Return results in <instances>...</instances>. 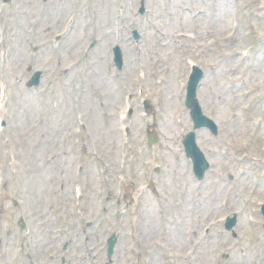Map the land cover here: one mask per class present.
I'll return each mask as SVG.
<instances>
[{
    "label": "rangeland",
    "instance_id": "rangeland-1",
    "mask_svg": "<svg viewBox=\"0 0 264 264\" xmlns=\"http://www.w3.org/2000/svg\"><path fill=\"white\" fill-rule=\"evenodd\" d=\"M142 1L0 0V264H107L113 233L111 264H189L191 249L196 264H264V0H145L140 15ZM189 61L219 127L198 132L200 182L181 142ZM235 213L236 237L223 224Z\"/></svg>",
    "mask_w": 264,
    "mask_h": 264
},
{
    "label": "water",
    "instance_id": "water-1",
    "mask_svg": "<svg viewBox=\"0 0 264 264\" xmlns=\"http://www.w3.org/2000/svg\"><path fill=\"white\" fill-rule=\"evenodd\" d=\"M34 83H37V77H36ZM195 116L197 118L198 125H202L203 123H208L197 112H195ZM189 142H190V140H189ZM192 155L195 156L198 159V162L197 163L200 165V170L203 171L204 168L206 167V163L204 162L203 157L200 155L199 151L195 149V151H193V154ZM113 245H114V241L111 242L110 254L112 252Z\"/></svg>",
    "mask_w": 264,
    "mask_h": 264
}]
</instances>
